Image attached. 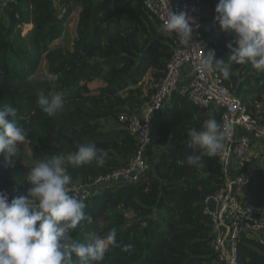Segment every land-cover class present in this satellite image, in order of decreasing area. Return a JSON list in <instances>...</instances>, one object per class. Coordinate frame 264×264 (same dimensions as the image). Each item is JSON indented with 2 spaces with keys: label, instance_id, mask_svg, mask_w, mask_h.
<instances>
[{
  "label": "trees",
  "instance_id": "trees-1",
  "mask_svg": "<svg viewBox=\"0 0 264 264\" xmlns=\"http://www.w3.org/2000/svg\"><path fill=\"white\" fill-rule=\"evenodd\" d=\"M217 2L202 0L210 28L204 55L213 50L215 58L226 59V44L235 46L234 36L214 21ZM72 12L77 15L72 48L57 46ZM25 24L31 28L23 33ZM172 44L143 0H6L0 11V106L18 110L34 162L75 151L81 143L106 150L103 166L69 167L73 183L91 181L124 166L134 154L135 143L119 113L138 107L153 91ZM42 60L45 76L38 74ZM216 73L253 117L264 120V71L246 64L233 65L228 79ZM147 75L148 83L138 85ZM97 81L102 85L91 89ZM39 90L61 94L63 111L52 117L43 113ZM220 114L172 93L169 104L151 117L146 172L135 182L104 186L86 200L93 221L74 230L73 238L85 228L102 236L115 228L119 246L110 248L101 264H215L212 222L203 208L205 198L222 187L224 168L217 155L204 157L202 169L189 166L194 149L187 132L209 118L221 124ZM153 149L157 154L151 158ZM32 166L17 159L9 166L0 155V191L9 200L27 194L25 175ZM240 200L264 207V161L256 165ZM115 209L131 216L111 214ZM236 252L239 264H264V244L250 233L241 235Z\"/></svg>",
  "mask_w": 264,
  "mask_h": 264
},
{
  "label": "clouds",
  "instance_id": "clouds-1",
  "mask_svg": "<svg viewBox=\"0 0 264 264\" xmlns=\"http://www.w3.org/2000/svg\"><path fill=\"white\" fill-rule=\"evenodd\" d=\"M214 13L220 30L233 34L235 46L233 42L226 44V59L215 58V52L209 50L198 60L197 70L202 74L219 71L225 79L232 75L233 65L250 64L264 71V0H218ZM193 23L186 12L168 10L162 27L187 48ZM36 100L49 117L65 107L61 94L48 95L39 90ZM17 114L18 110L9 104L0 106V155L9 166L19 158L18 146L27 138ZM233 131L215 118L206 119L199 129L190 128L187 135L194 151L187 157V164L204 168V157H215L224 151L225 141ZM107 155L94 143H81L67 154L36 159L25 175L29 185L26 195L9 200L0 191V264H74V258L75 264H101L110 248L119 246L115 228L105 236L88 231L82 241L73 238L74 230L84 223L91 224L93 218L86 212L85 201L70 194L73 179L69 167L92 162L103 166Z\"/></svg>",
  "mask_w": 264,
  "mask_h": 264
},
{
  "label": "built area",
  "instance_id": "built-area-1",
  "mask_svg": "<svg viewBox=\"0 0 264 264\" xmlns=\"http://www.w3.org/2000/svg\"><path fill=\"white\" fill-rule=\"evenodd\" d=\"M5 3L6 0H0V11ZM143 4L162 25L168 10L186 12L194 22L191 40L187 48L182 47L179 38L169 32L173 44L164 75L153 83V91L138 107L119 113V122L125 125L135 143V152L127 163L91 181L72 183L70 194L86 201L104 186L137 181L148 169L151 117L164 108L172 93L177 92L196 106L220 109L221 125L230 126L234 131L225 141V150L217 154L225 173L223 185L214 195L205 198L203 209L212 222L215 264H239L236 251L243 233L252 234L264 244V207L240 200L261 161L256 147L264 141V120L251 115L223 85L216 71L202 74L197 70L207 42L202 0H143ZM149 80L146 76L138 85H145Z\"/></svg>",
  "mask_w": 264,
  "mask_h": 264
},
{
  "label": "rangeland",
  "instance_id": "rangeland-1",
  "mask_svg": "<svg viewBox=\"0 0 264 264\" xmlns=\"http://www.w3.org/2000/svg\"><path fill=\"white\" fill-rule=\"evenodd\" d=\"M204 17H206V11L205 10H204ZM76 19H77L76 13L72 12L70 14V16L68 17L66 23H65V30H64L63 36L60 38V40L55 42V44L57 46H62V47L70 48V49L72 48L73 39L75 38ZM204 23H205V31L209 32V29H210L209 24L206 22H204ZM27 29H28V27L26 25L22 26V32L23 33H26ZM38 74H40L41 76L47 75L46 63L44 60H42L40 63V66L38 68ZM100 85H102V83L100 81H97V82L90 84V88L95 89L96 87H98ZM18 148L20 151H19V158H16L17 160H19L20 162H22L23 164H26V165L35 164V162L31 158L30 152H29L25 142H23L21 145H19ZM256 149L259 151V153L261 155L260 164H262V162L264 161V145L260 144L256 147ZM156 154H157L156 150L153 149L151 152V155L156 156ZM113 211H118L124 217L131 216L130 212L121 211L119 209L112 210V211H110V213L112 214ZM86 232H88V231L85 228L81 233H79L76 240L82 241L84 239V235Z\"/></svg>",
  "mask_w": 264,
  "mask_h": 264
},
{
  "label": "crops",
  "instance_id": "crops-1",
  "mask_svg": "<svg viewBox=\"0 0 264 264\" xmlns=\"http://www.w3.org/2000/svg\"><path fill=\"white\" fill-rule=\"evenodd\" d=\"M25 25L28 27V29L26 30V32H27L31 28V24H25ZM206 34H207V32H206ZM147 77H149V75H147ZM168 104H169V99L166 101L164 107H166ZM153 157H155V155H151V158H153Z\"/></svg>",
  "mask_w": 264,
  "mask_h": 264
}]
</instances>
